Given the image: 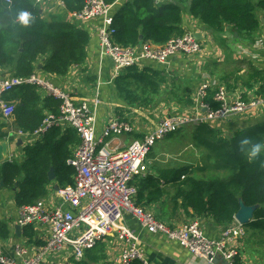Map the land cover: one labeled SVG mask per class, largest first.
<instances>
[{"label":"trees","instance_id":"16d2710c","mask_svg":"<svg viewBox=\"0 0 264 264\" xmlns=\"http://www.w3.org/2000/svg\"><path fill=\"white\" fill-rule=\"evenodd\" d=\"M63 1L66 12H78L86 0ZM116 1L105 0L107 4ZM185 8L212 33H223L233 27L239 36L253 39L260 28L257 12H264V0H125L112 12L113 39L123 47L146 42L163 45L186 33L182 25ZM89 44L88 30L67 19L43 17L41 7L34 0H0V66L11 77L35 75L42 60L46 73L63 76L86 60ZM249 69V81L264 80V71ZM165 81L162 71L139 63L125 67L114 79V85L118 97L129 106H147L160 93ZM214 94L215 91H208L205 101L218 110L221 105L215 101ZM3 99L14 106L13 120L21 133L19 136L33 142L25 146L23 160L7 159L0 164V192L13 190L17 206L22 207L45 198L52 183L58 188L72 185L75 169L68 160L81 143L78 133L68 125L54 123L45 132L36 134L49 115L60 114V100L44 96L39 87L29 83L13 87ZM117 112L122 114L121 110ZM208 123L196 126L194 139L212 148L217 158L216 168L228 175L196 177L191 166L153 168L158 170L157 175L148 173L137 184L136 205L145 208L157 203L165 194L164 184L174 183V213L180 208L192 216L210 217L218 225H227L240 209L241 198L246 205L257 206L247 228L264 231V128L239 131L227 139ZM7 137L2 123L0 140ZM256 146L260 151L253 157ZM52 168L54 182L48 177ZM34 234L31 227L23 229L28 240L34 239ZM8 236V225L0 223V237ZM95 262L97 258L90 256L73 264ZM128 264L145 262L135 259Z\"/></svg>","mask_w":264,"mask_h":264},{"label":"built area","instance_id":"2783aa9c","mask_svg":"<svg viewBox=\"0 0 264 264\" xmlns=\"http://www.w3.org/2000/svg\"><path fill=\"white\" fill-rule=\"evenodd\" d=\"M45 1L34 0L35 5L40 7ZM56 1L61 9L66 10L63 0ZM118 1L107 4L105 0H86L80 11H67L66 17L68 21L79 24L99 19L101 55L111 59L115 75L118 76L125 67L139 64L142 59L166 65L178 53L194 55L202 50L201 42L191 33L174 37L163 45L142 43L139 50L117 44L113 39L112 12ZM26 83L36 85L61 102L60 114L57 117L49 115L36 134L45 132L54 123L68 125L78 133L81 143L68 160V164L75 169L73 184L57 189L60 204L52 205L43 198L34 204L19 207L18 225L22 229L39 228L46 234L45 243L33 253L18 244L12 256L7 255L3 244H0V264H43L47 257L66 248L69 249L71 261H81L87 251L113 233H117L122 242L129 243L123 247L122 264L135 259L143 260V252L135 244L134 234L124 222L125 213H131L150 233H162L196 257L207 261L222 257L234 264L240 255L238 243L248 232L246 225L234 218L216 238L207 235L200 217L181 227L170 228L154 212L136 205L137 184L147 175L146 160L156 143L178 133L187 125L223 121L250 108L264 107V93L254 101L247 102L242 95L230 98L227 90L219 87L215 90L214 99L221 107L214 110L209 102L204 101L209 89L202 86L192 112L164 118L144 138L120 149L113 148L112 141L132 132L133 126L130 121L114 117L106 122L101 132L96 130L100 88L96 90L92 106L87 102L76 103L68 92L36 74L28 78L0 74V111L5 117L13 116L14 106L6 102L3 95L13 87ZM262 85L264 89V82ZM18 135L21 136V133L18 132Z\"/></svg>","mask_w":264,"mask_h":264},{"label":"crops","instance_id":"0c3cea01","mask_svg":"<svg viewBox=\"0 0 264 264\" xmlns=\"http://www.w3.org/2000/svg\"><path fill=\"white\" fill-rule=\"evenodd\" d=\"M123 1L125 0L118 1L115 10L119 9ZM41 11L43 17L49 20L66 19L67 17V12L57 5L56 0H46ZM257 15L260 20L264 18V12L261 10L257 12ZM99 24V19H91L79 24L90 33L87 57L82 64L74 65L63 76L46 73L43 69H38L36 76L49 79L56 86L68 92L76 103L87 102L93 106L96 90L100 88L99 106L96 111V130L101 132L106 122L114 117L126 119L133 126L132 132L124 133L119 139L112 141L113 148L123 149L134 140L144 138L159 125L161 120L168 116L192 112L202 86H207L208 91L213 92L219 87H224L230 98L242 95L247 102L254 101L264 93L263 79L249 81L250 67L264 71V23L262 21L253 39L236 35L233 27H229L223 33L216 34L208 30L199 20L191 17L185 8L183 28L186 33L200 36L197 39L202 44V50L194 55L178 53L166 65L142 59L141 65L151 66L162 71L166 81L162 85L160 93L155 95L147 106L133 107L117 95L114 85L117 75H115L113 63L109 57L101 55L98 37ZM134 48L139 50L141 45ZM39 64H43V60ZM0 74L6 77L11 76L2 66H0ZM41 93L44 96L47 94L43 89H41ZM187 100H191L192 103L190 104ZM117 110H121L122 114L119 115ZM2 123L3 130L8 135L13 134L8 138L11 146L8 159L23 160L25 146L33 141L20 137L13 116L5 117L0 111V124ZM208 124L220 130L221 135L229 136L246 129H262L264 128V107L250 108L229 119ZM187 129L190 130L187 131L189 138H193L195 141L196 126ZM176 134L184 135L186 130H181L174 135ZM174 135L166 139L171 140ZM19 139L23 140V144L19 145ZM196 144L200 143L196 142ZM152 161L155 163L147 166V174L155 173L157 175L158 170L169 167L161 164L158 157H154ZM153 168L158 170L154 171ZM196 172L192 169L194 176L202 177L198 176L199 174ZM55 187L52 183L50 191L45 197L52 205L60 204ZM164 189L163 198L157 203L146 205L145 209L154 212L159 220L161 219L170 228L181 227L198 217L192 216L189 211L184 213L180 208L175 209L174 213L172 203L175 193L174 183H165ZM201 219L207 235L211 238L219 237L226 226L218 225L210 217ZM18 222L19 207L15 201V194L13 190L4 189L0 192V223L8 225L10 236L0 237V244H3L5 253L10 256L14 255V248L18 244L27 247L30 253H33L46 240V234L39 228L31 227L35 231V238L31 240L23 236V229L20 235L17 234L15 227ZM124 222L134 234V242L142 250L144 255L142 261L145 264H225L227 262L222 257L218 263H213L192 255L188 249L162 233H150L131 213H125ZM128 244L125 241L122 242L117 233H113L101 239L94 248L87 251L84 259L93 256L97 258V262L94 264H122V250ZM238 247L240 249V255L236 258L238 264H264V231L248 228L247 235L239 241ZM69 257V249L66 248L47 257L43 264H73Z\"/></svg>","mask_w":264,"mask_h":264},{"label":"rangeland","instance_id":"374dc122","mask_svg":"<svg viewBox=\"0 0 264 264\" xmlns=\"http://www.w3.org/2000/svg\"><path fill=\"white\" fill-rule=\"evenodd\" d=\"M194 125H187L182 128L186 130V134L174 135L171 140L164 139L154 145L151 153L147 157L146 164L149 166L154 157H158L160 163L164 166H191L194 171H197L198 176L211 178L216 175L227 176L228 173L216 168L217 158L211 147H205L202 144H196L193 138H189L190 130ZM223 138L230 139L229 135H221ZM213 158V160H212Z\"/></svg>","mask_w":264,"mask_h":264},{"label":"water","instance_id":"95a60500","mask_svg":"<svg viewBox=\"0 0 264 264\" xmlns=\"http://www.w3.org/2000/svg\"><path fill=\"white\" fill-rule=\"evenodd\" d=\"M42 13V11H41ZM261 21L264 23V18L261 19ZM238 35V33H235ZM196 38H200L198 35H194ZM38 69H42V64L38 65ZM10 136H13V134L8 135L6 139L0 140V164L6 161L10 157L11 153V146L8 142V138ZM19 145L23 144V140H18ZM49 180L54 182L55 180V170L52 168L49 172ZM55 189H58V187H55ZM240 209L235 215V219H237L240 223L247 225L254 219V213L257 208V206H248L244 203V201L240 198L239 199ZM16 233L20 235L22 227L20 225H16L15 227ZM220 260V257L213 258V263H218ZM225 264H230L229 262H225Z\"/></svg>","mask_w":264,"mask_h":264},{"label":"clouds","instance_id":"9594fccd","mask_svg":"<svg viewBox=\"0 0 264 264\" xmlns=\"http://www.w3.org/2000/svg\"><path fill=\"white\" fill-rule=\"evenodd\" d=\"M26 15H27V14H25V16H26ZM245 143H247V141H245ZM259 151H260L259 146H256V147L253 149L252 156H253V157L257 156V155L259 154ZM262 166H264V161H262Z\"/></svg>","mask_w":264,"mask_h":264}]
</instances>
